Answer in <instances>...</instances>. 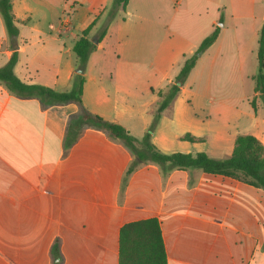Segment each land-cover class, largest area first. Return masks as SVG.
I'll return each mask as SVG.
<instances>
[{"label":"crops","instance_id":"obj_1","mask_svg":"<svg viewBox=\"0 0 264 264\" xmlns=\"http://www.w3.org/2000/svg\"><path fill=\"white\" fill-rule=\"evenodd\" d=\"M109 1L12 0L19 33L11 37L0 16V66L16 52L21 80L69 90L73 46L94 20L96 36ZM263 5L129 0L89 55L81 102L44 104L0 80V264H119L122 226L150 217L159 220L167 264H264L263 188L151 160L131 168L134 151L107 129L84 123L69 133L72 119L89 111L143 136L159 91L222 18L152 141L164 152L215 158L229 157L241 134L264 144L255 90Z\"/></svg>","mask_w":264,"mask_h":264},{"label":"trees","instance_id":"obj_2","mask_svg":"<svg viewBox=\"0 0 264 264\" xmlns=\"http://www.w3.org/2000/svg\"><path fill=\"white\" fill-rule=\"evenodd\" d=\"M129 0H113L109 19L114 18L117 10L125 8ZM0 13L6 29L11 37H16L19 28L14 21L12 0H0ZM222 20V18L220 19ZM94 20L75 42V51L78 63L72 75V86L67 91H58L50 86L39 83H27L19 78L14 71L18 54L14 52L8 62L0 66V80L13 92L21 96H38L44 104L57 102H81L84 71L90 53L96 48V42L89 36L90 29L95 25ZM108 31V24L97 30L96 36L101 40ZM220 26L215 28L200 42L197 50L184 60L180 72L171 83L168 90L159 91V102L153 120L141 139H138L121 123L110 121L98 114L85 111L77 118H73L69 133L72 129L88 123L107 129L111 135L122 139L136 155L131 168L141 161H156L164 167L200 168L205 172L240 177L255 186L264 189V144L252 134L238 135L232 154L226 158H215L204 151L196 154L190 152H164L152 141V135L161 116V112L172 102L181 84L195 66L200 54L204 52L217 38ZM258 71L255 75L257 96L264 104V21L258 38ZM255 96L251 103L255 106ZM72 134V133H71ZM195 140L191 134L184 136ZM139 142L140 145L137 144ZM119 264H167V253L159 220L156 217L131 221L124 224L120 231Z\"/></svg>","mask_w":264,"mask_h":264},{"label":"rangeland","instance_id":"obj_3","mask_svg":"<svg viewBox=\"0 0 264 264\" xmlns=\"http://www.w3.org/2000/svg\"><path fill=\"white\" fill-rule=\"evenodd\" d=\"M112 4H113V0H110L109 1V6H108V9H107V12H106V14H105V16H104V21L102 22V24L100 25V27H102L105 23L106 24H108V28L112 25V23L114 22V20H115V18L117 17V15H118V13H119V10H117V12H116V14H115V16H114V18H112V19H109V13H110V9H111V7H112ZM262 9L264 10V5L262 6ZM0 16H1V19H3V17H2V15H1V13H0ZM48 21H52L51 19H49V20H47L44 24H43V28L44 29H48V24H47V22ZM223 21V19L222 20H220L219 22H218V24L217 25H221V22ZM99 27V28H100ZM98 28V29H99ZM186 59V58H185ZM256 67H258V65H256ZM187 83V78L185 79V81L183 82V83ZM182 83V84H183ZM181 84V85H182ZM171 85V83L170 84H168L163 90L164 91H166V90H168V88H169V86ZM194 88H195V86H193ZM160 99V98H159ZM158 102H159V100H158ZM158 102H157V105H158ZM136 137V136H135ZM138 139H141L142 138V136H139V137H137ZM119 141H121V142H124L122 139H119ZM126 144V143H125ZM137 144L138 145H140L139 144V142H137ZM156 162V161H155ZM157 164H160V163H158V162H156Z\"/></svg>","mask_w":264,"mask_h":264},{"label":"built area","instance_id":"obj_4","mask_svg":"<svg viewBox=\"0 0 264 264\" xmlns=\"http://www.w3.org/2000/svg\"><path fill=\"white\" fill-rule=\"evenodd\" d=\"M70 10L67 11L65 14H64V18H63V21L64 22H68L69 21V17H70Z\"/></svg>","mask_w":264,"mask_h":264},{"label":"water","instance_id":"obj_5","mask_svg":"<svg viewBox=\"0 0 264 264\" xmlns=\"http://www.w3.org/2000/svg\"><path fill=\"white\" fill-rule=\"evenodd\" d=\"M93 41H94V42H98V37L95 36V37L93 38Z\"/></svg>","mask_w":264,"mask_h":264}]
</instances>
